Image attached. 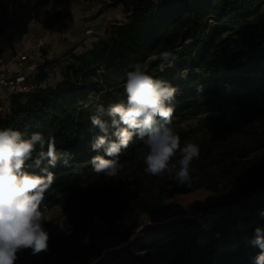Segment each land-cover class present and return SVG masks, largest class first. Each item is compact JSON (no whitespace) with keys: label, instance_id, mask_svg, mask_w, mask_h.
I'll return each instance as SVG.
<instances>
[{"label":"trees","instance_id":"1","mask_svg":"<svg viewBox=\"0 0 264 264\" xmlns=\"http://www.w3.org/2000/svg\"><path fill=\"white\" fill-rule=\"evenodd\" d=\"M115 3L123 4L126 21L112 24L110 41L101 40L85 54L93 68L82 73L81 81L94 75L107 82L126 75L137 63L146 65L148 74L178 88L170 126L182 146L188 142L200 146V157L190 166L191 183L179 185L167 173L152 176L144 171L148 149L143 140L134 137L119 157L122 170L118 179L98 175L92 171L90 159L103 153L91 150V141L99 132L90 117L97 104L107 108L126 100L124 86L103 88L102 83L92 89L81 84L77 90L64 82L11 95L8 113L0 116V130L11 128L26 136L51 134L57 152L73 156L69 166L58 163L50 168L55 180L44 199L47 207L57 204L65 211L62 227L50 237L48 249L60 264H89L100 256L102 241L124 239L117 224L129 233L140 218L164 214L166 204L175 198L193 197L203 210L255 198L264 206V101L261 105L252 102L256 95L264 96V0ZM71 16L69 0H0V56L14 51L31 22L51 29ZM229 45H239L247 52L238 49L227 54ZM179 46L183 49L176 52L173 67L161 72L159 54L174 53ZM259 49L261 54H257ZM152 56L156 58L148 62ZM45 68V64L37 66L34 85L46 80ZM234 68L240 69L238 74L225 78ZM185 69L210 70L211 74L187 73L186 78L175 81L173 76ZM90 91L96 98L79 104ZM229 109H245L246 115L236 125L220 118L206 125L199 137L176 126L186 115ZM28 170L40 171L35 167ZM253 239L254 235L249 243L227 250L190 245L168 264H255L260 249L251 244Z\"/></svg>","mask_w":264,"mask_h":264},{"label":"rangeland","instance_id":"2","mask_svg":"<svg viewBox=\"0 0 264 264\" xmlns=\"http://www.w3.org/2000/svg\"><path fill=\"white\" fill-rule=\"evenodd\" d=\"M72 16L53 29H44L38 23L31 22L28 32L14 46V51H5L3 59H8L16 52L28 55V63L33 64L29 82L33 83V76L37 66L46 65L47 78L38 87H54L60 83H68L74 89L81 84L97 88V84H104L103 88L124 86L126 75L109 78L107 82L99 81L94 75L82 82V73L90 70L86 53L92 50L101 40L109 42L112 36L110 26L119 25L126 21L122 3L115 0H69ZM92 30L90 34L85 31ZM254 40H259L257 37ZM181 46L175 48L173 56L176 58ZM183 47L181 48V50ZM245 48L239 45H229L227 54ZM262 49L257 50L261 54ZM156 57L148 58V62ZM162 61H160L161 64ZM184 71V70H182ZM181 71V72H182ZM240 69L227 71L225 78L231 79ZM98 72V71H96ZM173 76L180 80V73ZM189 74H211L210 70L194 69ZM223 80V79H221ZM125 81V82H123ZM232 83V81H230ZM88 89V87H87ZM264 94V91H263ZM9 92L0 90V116L8 113L4 107ZM88 98L95 99L93 91L80 98L79 104ZM261 94L252 98V102L263 104ZM246 115V110L229 109L225 112L206 111L195 115H186L178 120L176 126L185 132L192 131L194 137H199L206 131V125L222 118L225 124H237ZM178 160L177 157L174 161ZM202 203L193 197H179L170 200L160 216H144L127 233V228L117 224L122 232L123 240L102 241L100 256L89 264H168L174 257L186 252L190 245L198 247L208 246L218 250H227L240 243H249L256 227L264 228V217L259 212L264 210L259 198L243 202L239 205L214 206L203 210ZM52 219L44 227L50 237L54 236L62 227L65 211L57 204L47 207ZM16 264H60L53 253L48 251L33 255L30 249L18 253Z\"/></svg>","mask_w":264,"mask_h":264},{"label":"clouds","instance_id":"3","mask_svg":"<svg viewBox=\"0 0 264 264\" xmlns=\"http://www.w3.org/2000/svg\"><path fill=\"white\" fill-rule=\"evenodd\" d=\"M159 59L163 72L173 67L176 58L163 51ZM186 76L185 69L180 78ZM126 77V100L107 108L97 104L90 117L99 132L91 141V150L103 153L91 157L92 171L118 179L122 170L119 157L133 138L139 137L148 149L143 157L147 174L167 173L179 185L190 184V166L199 159L200 146L193 142L182 146L180 136L170 126L178 88L148 74L141 63L135 64ZM177 154L179 159L174 161ZM72 158L70 153L57 152L51 134L46 137L33 132L26 136L11 128L0 130V264H16L22 250L30 249L33 255L48 251L50 235L44 225L52 217L44 199L55 180L50 168L58 163L69 166ZM31 167L39 173L29 171ZM258 214L264 217V210ZM251 244L260 249L255 264H264V228H255Z\"/></svg>","mask_w":264,"mask_h":264},{"label":"built area","instance_id":"4","mask_svg":"<svg viewBox=\"0 0 264 264\" xmlns=\"http://www.w3.org/2000/svg\"><path fill=\"white\" fill-rule=\"evenodd\" d=\"M90 34L92 30L85 31ZM0 56V90L9 92L4 107L9 108V98L11 95L27 93L34 89V83L29 82L33 64L28 63V55L23 52H16L8 59Z\"/></svg>","mask_w":264,"mask_h":264},{"label":"crops","instance_id":"5","mask_svg":"<svg viewBox=\"0 0 264 264\" xmlns=\"http://www.w3.org/2000/svg\"><path fill=\"white\" fill-rule=\"evenodd\" d=\"M63 22H64V21H63ZM63 22H61V23H63ZM61 23H59V24H61ZM59 24H58V25H59ZM53 28H54V27H53ZM53 28H51V29H53ZM49 30H50V29H49ZM18 42H19V41H18ZM18 42H17V43H18ZM17 43L15 44V46L17 45Z\"/></svg>","mask_w":264,"mask_h":264}]
</instances>
